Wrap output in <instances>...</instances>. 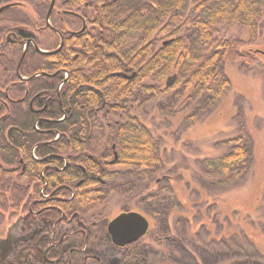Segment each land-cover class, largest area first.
Masks as SVG:
<instances>
[{
    "label": "trees",
    "instance_id": "trees-1",
    "mask_svg": "<svg viewBox=\"0 0 264 264\" xmlns=\"http://www.w3.org/2000/svg\"><path fill=\"white\" fill-rule=\"evenodd\" d=\"M87 1V26L78 39V50L83 55L79 66L85 67V70H77L73 66L75 63L70 60L73 42L68 38L62 50L52 56L43 55L30 47L19 66V72L25 75L58 68L69 71L70 77L60 91L62 108L67 115L61 122L37 119L41 115L51 118L60 116L54 94L46 108L43 109L40 103L44 96L54 92L57 78L41 74L28 81L20 80L16 66L22 50L4 40L9 30L23 33V37H33L26 10L12 5L0 12V21L10 23V28L0 25V183H12L0 184V210L3 213L0 214V221L5 219L6 213L13 218L24 212L22 201L26 190L23 181L26 179L33 184L40 180L43 172L42 177L48 181L57 178L68 185L84 180L74 190L73 201L80 221L77 222V234L72 245L75 248L71 253L72 263L68 262L70 255L66 249L61 262H46L43 257L46 241L39 240L41 234L38 233L32 235L30 247H24L21 239L8 255L13 261L18 256L23 261L26 254L28 259L22 264H101L97 250L106 241L99 238L96 223L87 224L84 218L102 209L109 195L120 187L122 193L131 192L130 200L141 197L143 206L140 209L152 220L146 235L153 234V240L162 245L157 237L170 231L169 220L177 210H174L175 204L161 196L165 188L159 187L155 179L162 162L159 140L140 123L138 116L144 114L152 102L161 105L173 91L176 97L177 90L196 95L202 93L207 99L209 97L210 103L216 102L225 95L230 85L223 71L224 63L239 62L242 68L255 64L257 58L254 53L243 49L246 42L240 38L222 37L217 29L220 24L241 26L247 29L250 40H264V0ZM123 67L134 75L123 78L116 73ZM170 75L175 78L167 83ZM24 84L29 96L38 91L44 92L34 99L32 107L28 106L27 98L23 96ZM122 90L125 92L124 102L117 104L116 101L123 98ZM103 99L107 103L102 106L100 101ZM40 108L43 110H37ZM167 108L173 114L179 112V109ZM54 132L63 134L57 142L52 141ZM112 143L115 144L116 156L113 163H109L113 156ZM32 148L44 157L43 161L31 158ZM55 153L67 159L66 167L59 172L51 167L43 168L50 162L56 163ZM250 159L246 135L241 130L232 139L228 151L217 157L202 159L201 168L211 182L228 183L245 176ZM56 164L59 165L58 162ZM169 181L172 184L173 180ZM124 182L133 184L123 188ZM140 183L142 185L138 186ZM155 187L158 191L153 194L150 191ZM6 192L9 196H5ZM163 203L164 208L161 207L163 209L160 208L159 213L158 205ZM63 209L69 214L70 203ZM130 209L135 208L124 204L120 210ZM18 220L15 230L19 233L16 235L22 234L24 226L20 217ZM232 224L224 215L218 221L215 214L208 220L209 229L198 223L197 231L201 227L207 236L204 246H201L206 252L203 254L200 249L195 257L204 264L223 262L231 256V251L220 253L214 244L236 245L238 240L248 246L249 252L253 250L244 263L264 264L260 243L264 228L253 224L248 234L249 228L245 223L246 229L242 231V227L236 235ZM162 237L166 239V236ZM172 240L180 241L178 236ZM138 243L136 241L124 247L121 264H127L125 260L134 257ZM59 253L57 249L49 250L46 259L53 260ZM208 254L213 256L215 263L208 258ZM220 256L226 258L219 259ZM215 257L217 260H214Z\"/></svg>",
    "mask_w": 264,
    "mask_h": 264
},
{
    "label": "rangeland",
    "instance_id": "rangeland-1",
    "mask_svg": "<svg viewBox=\"0 0 264 264\" xmlns=\"http://www.w3.org/2000/svg\"><path fill=\"white\" fill-rule=\"evenodd\" d=\"M5 1L24 4L27 0H0ZM217 29L224 38L243 39L246 42L243 49L254 53L257 61L246 68H242L239 62L224 63L223 71L230 85L225 95L216 102L210 103L209 97L207 99L202 93L196 95L190 91L177 90L176 97L173 91L163 99L161 105L152 102L144 114H139L140 123L159 140L162 162L155 179H158L159 187L165 188L161 196H164L165 201L175 204L174 210L177 212L169 220L170 231L162 235L166 239L156 236L162 245L153 240V234L148 237L145 235L137 244L134 257L125 260L127 264H204L195 257L207 237L201 227L197 231L198 223L201 222L205 229H209L208 220L213 214L218 221L222 215L228 217L236 235H239V231H244L245 226L249 228L248 234L253 224L264 228V57L254 52L264 50V40H250L247 29L237 25L222 23ZM48 35L50 33L47 32L39 40L42 43L49 42ZM167 107L179 109V112L173 114ZM241 130L245 132L251 153L247 173L228 183L211 182L201 168L202 159L217 157L228 151L232 139ZM169 180H173L172 184ZM124 183L123 188L133 184ZM140 185L142 184L138 186ZM155 188L150 192L156 193L158 188ZM120 190L122 187L109 195L104 210L99 208L100 210L97 209L86 217L87 221L99 219L101 232L105 226V218L114 216L124 204L136 210L143 206L140 203L141 197L130 200L131 192L125 194ZM164 205H158L159 213ZM4 223L3 233L0 232V263L22 264L20 256L15 257L12 263L7 260L15 248L18 241L15 236L19 232L14 229L15 231L6 233L5 225L9 222ZM101 232L99 238L106 241L104 231ZM176 236L180 239L179 242L172 240ZM263 237L264 233L260 236L264 253ZM214 245L220 253L231 251L228 259L217 264H246L244 262L248 260V254L253 253V250L250 253L248 246L240 244L238 240L236 245ZM204 252L206 250L201 249V253ZM97 254L101 264H121L124 259V251L107 242L97 250ZM213 255L217 256L215 252ZM212 257L208 254V258L214 262Z\"/></svg>",
    "mask_w": 264,
    "mask_h": 264
},
{
    "label": "flooded vegetation",
    "instance_id": "flooded-vegetation-1",
    "mask_svg": "<svg viewBox=\"0 0 264 264\" xmlns=\"http://www.w3.org/2000/svg\"><path fill=\"white\" fill-rule=\"evenodd\" d=\"M51 1L53 2L52 6H51ZM81 2H83V4H80ZM7 3H11V1L0 2V6ZM16 3H19L17 4V7H21L26 10L27 15L29 16V21L27 22H29L33 37H23L22 36L23 33L9 30L4 35L5 37L4 40L7 44L18 45L21 48V50H23V48L26 45V42L30 41L27 45V50L30 47H33L36 51L37 49L35 48L34 44L38 48L47 51H53L60 46V49L55 53L43 54V55L52 56V55H56L62 50L65 40L66 38H68L73 42L72 45L73 48L71 50V57H70V60L73 61V63H75V65L73 66H75L77 70L86 69L83 66H79V63L83 58V55L78 50V39L80 38L81 33L86 29L87 26V20L85 18L88 11L86 8L88 5L87 0H27L26 3L24 4L20 2H16ZM0 25L9 27L10 23H7L6 21H0ZM47 32L50 33V35H48L50 41L42 43L41 40L39 39L41 38V36L46 35ZM7 34H9V36H7ZM127 70H128L127 68L123 67L120 71L116 73H118L123 78H127V77L129 78L134 75V73H128ZM41 72L47 73L43 76L56 77L57 83L54 92L50 94L51 96L50 95L44 96L45 98L42 99L40 103L43 104V109L46 108L48 102L53 98L52 94H54L55 98L58 101L59 109L61 113L58 118L44 117L41 115L37 119L55 120L56 122H61L67 117V115L65 109L62 108L60 91L65 81L70 77V73L65 68H58L53 71L41 70ZM33 74H28V75L21 74V75L28 77ZM24 81H28V80H24ZM42 93L44 92L38 91L33 95L29 96V90H27V87L24 84L23 96L24 98L25 97L27 98L26 103L28 104L29 107H32L34 99L36 97H39ZM75 95L76 93L74 94V97H76ZM5 96L7 97V95ZM121 96L123 97L121 101L115 100L117 104H122L124 102V98H125L124 90L121 91ZM106 103L107 102L104 99L100 101V104L102 106L105 105ZM43 109L40 108L37 110L41 111ZM38 130L47 133L50 132V130H41V129ZM62 135L63 134L60 132H54V137L52 138L53 139L52 141L57 142L58 139L62 137ZM111 148L113 149V156L111 159L108 160L109 163H113V157L116 154L114 143L111 144ZM30 156L31 158H33L35 161L38 162L44 160V157L36 154L35 148H32ZM53 156L54 159H56V163L58 162L59 165L50 162L48 164H45L43 168L51 167L55 169L56 172L62 171V169H64V167H66L67 165V159L66 158L62 159V155L60 153H55L53 154ZM42 176H43V172L41 173L40 180L39 181L37 180V182L33 184H31L29 179L23 181V186L24 189L26 190V193L24 194L25 195L24 199L22 201L24 212L19 216L13 218L12 217L10 218L8 216V213H6L5 219L3 221H0V232L3 233L2 226L5 224L4 222L8 221L9 223L5 225L7 229L5 230V232L11 233L14 229H16L15 227L17 221H19L18 217H20L23 220L24 226L22 229V234L15 236L18 239L16 245L19 243V240L22 239L24 241V247L27 248L30 247V242L31 239L33 238L32 235L39 233L41 234L39 240L43 239L46 241V244L43 246V257L45 258L46 262H52V263L61 262L63 250L66 249L67 253L70 255L68 262L72 263L73 258L71 253L72 250L75 249L74 247H72V245H74V237H76L77 234V228H76L77 222L80 221L78 219L79 215L77 214V210L75 209L74 201H73L75 197L74 190L77 186L81 185L84 180L79 179L74 181V183L71 182V185H68L67 183L61 182L60 179L54 178V180L48 181L45 177ZM156 182H158V179H156ZM0 184L10 185L12 183L2 182ZM36 188H37V192H36ZM4 194L5 196L6 195L9 196L8 192ZM69 203L71 206V210L70 213L67 214L66 209H63V206L66 207ZM105 206H103V210ZM139 209L137 211H139ZM130 210H136V209H130ZM119 211H128V210H119ZM140 212L145 214L144 211H140ZM0 214H3L1 210H0ZM145 215L147 216V214ZM86 217L84 218L86 223L87 224L96 223L98 227V232L100 233L101 232L99 227L100 220L97 219V220L87 221ZM148 219L150 220V218ZM107 220L108 219L105 218L104 220L105 225ZM151 221L152 220H150V222ZM103 231L105 234L106 233L105 226L102 228L101 233H103ZM143 237L138 239L137 242H140L142 239H144ZM68 239H70V242ZM106 242L111 244L110 241H108L107 239ZM111 245L114 248H119L117 246H114L113 244ZM53 249L60 250V253L57 254L53 260L46 259V255H48V251ZM119 249L123 250L124 247ZM28 254L29 253H27V255ZM23 256H24L23 258H25L24 259L25 261L23 260L25 263L28 257H26V254H24ZM7 260L9 261V263L14 262L9 257H7Z\"/></svg>",
    "mask_w": 264,
    "mask_h": 264
},
{
    "label": "water",
    "instance_id": "water-1",
    "mask_svg": "<svg viewBox=\"0 0 264 264\" xmlns=\"http://www.w3.org/2000/svg\"><path fill=\"white\" fill-rule=\"evenodd\" d=\"M17 4L19 3L11 2L1 5L0 12L7 7ZM52 4L53 2L51 1V6ZM7 36H9V34H7ZM29 42L30 41L26 42V45L22 50V53L20 55L19 61L16 66L17 76L20 80H29L37 75L47 74L45 72H41L26 77L19 73V66L27 52V45ZM34 46L37 49V51L42 54H52L60 49L59 46L57 49L53 51H47L38 48L35 44ZM260 53L264 56V50L260 51ZM174 78H175L174 75H170L167 78V83H170ZM150 226H151L150 220L145 214L141 213L140 211L137 210L119 211L114 216L108 218L105 225V232H106L105 235L107 240L110 241L111 244L119 248H123L126 245L131 244L137 241L138 239H140L141 237L145 236L148 233Z\"/></svg>",
    "mask_w": 264,
    "mask_h": 264
}]
</instances>
